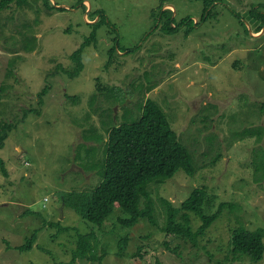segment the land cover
Returning a JSON list of instances; mask_svg holds the SVG:
<instances>
[{
    "label": "rangeland",
    "instance_id": "rangeland-1",
    "mask_svg": "<svg viewBox=\"0 0 264 264\" xmlns=\"http://www.w3.org/2000/svg\"><path fill=\"white\" fill-rule=\"evenodd\" d=\"M209 4L168 0L163 10L172 11L176 23L191 18L174 34L155 31L156 23H164L154 17L161 0H38L0 13V85L6 88L0 120L16 124L0 150L9 171L6 177L0 169V264H264V258L253 263L234 255L231 244L240 226L264 228V176L258 173L264 158V136L258 139V127H264V27L256 34L262 21L254 17L258 5L264 12V0ZM98 12L106 22L98 41L84 50L83 72L72 79L71 56L92 33ZM26 36L35 38L28 46L21 42ZM99 84L118 89L120 100L99 91ZM146 98L166 112L196 174L180 170L148 187L157 226L142 219L124 227L119 208L102 226L91 224L63 196L95 190L108 122L123 121L127 112L137 119ZM197 188L206 191L205 214L226 207L194 246L162 228L164 201L181 208ZM148 201L143 197L141 207ZM189 218L197 230L201 218ZM35 232L32 250L16 248ZM80 237H88L87 256L96 259L72 261Z\"/></svg>",
    "mask_w": 264,
    "mask_h": 264
},
{
    "label": "trees",
    "instance_id": "trees-1",
    "mask_svg": "<svg viewBox=\"0 0 264 264\" xmlns=\"http://www.w3.org/2000/svg\"><path fill=\"white\" fill-rule=\"evenodd\" d=\"M33 1L35 3L38 2V0H0V13L13 6L20 9L26 5L31 7ZM167 2L168 0H161L159 13H154L157 21H164L162 26H160V23H156L155 31L160 28L163 32L174 34L185 23L190 22L191 18H184L179 23H176V18H173L172 11L163 10ZM204 2L209 4V0H204ZM59 10L63 11L64 9L61 8ZM98 14L100 16L97 23L93 26L92 33L85 38L84 42L71 56L74 68L71 71H67V74L72 79L79 77L83 72L85 68L84 50L98 41L99 29L106 22L105 15L99 12ZM208 17L205 14L203 15L204 19ZM254 17L256 20L262 21V25L257 26L255 33L261 32L264 27V12L262 13L258 9ZM191 29L187 34H189ZM32 40H35V38L29 39L26 36L21 39V42L28 46ZM116 48V44H114L109 49L111 59L108 61L107 66L111 63L113 64L112 59L116 53ZM49 90L50 87L46 86L39 94L41 104L43 103V97L47 95ZM98 90L102 91V93L107 92L117 101L120 100L118 98L119 95L116 93L118 90L116 88H109L99 84ZM151 90L153 88H150L147 94ZM5 93L6 88L1 84L0 100ZM66 97L76 101L78 99L77 96L71 97L68 94H66ZM95 97L93 95L92 99H95ZM142 102L144 103L140 106L141 115H138L137 119L127 112L123 117V121L116 123L119 120L116 117L112 124L111 121L108 122L110 126L107 128L108 142L105 151L106 158L102 181L95 190L89 194L70 192L63 196L64 202L91 224L102 226L114 213L115 209L119 208L124 214V217L120 218V222L124 227H135L142 219H147L152 225L157 226L155 208L149 196L148 187L152 183H164L172 179L180 170H183L189 176L196 174V167L190 150L180 141L162 106L151 98H146ZM129 118L133 120L129 121ZM15 128L16 124L13 122L0 120V150L5 147L6 141ZM263 136L264 127L260 126L258 127V139L263 138ZM94 168L91 167L89 169L93 170ZM0 169L4 176H9V171L3 158H0ZM259 172L263 173L262 176H264V158L258 163ZM143 197L149 198L144 208L141 207ZM205 201L206 191L204 188L194 189L182 203L181 208H176L170 201L165 200L166 223L162 230L168 236L182 237L190 241L194 246H199L198 238L220 218L226 207L225 204H221L220 209L216 213L207 215L204 212ZM180 210L184 211L181 216L182 221L178 220ZM30 213L32 212L30 211ZM189 213L196 214L202 220V224L197 230H194L190 225ZM54 226L58 227L59 231L66 230L61 227L60 223H56ZM232 238L231 244L234 255H238V257L247 256L253 263L262 261L264 258V228L249 230L244 226H240L234 232ZM87 239L88 237H80L77 249L73 254V262L88 257V249L91 246L88 244ZM36 240L37 232L27 239L25 245L16 248L22 252L32 250ZM96 258L94 256L88 257L90 260Z\"/></svg>",
    "mask_w": 264,
    "mask_h": 264
},
{
    "label": "crops",
    "instance_id": "crops-1",
    "mask_svg": "<svg viewBox=\"0 0 264 264\" xmlns=\"http://www.w3.org/2000/svg\"><path fill=\"white\" fill-rule=\"evenodd\" d=\"M260 8V5H258V9ZM260 23H258V25H259ZM260 32H258V34H259Z\"/></svg>",
    "mask_w": 264,
    "mask_h": 264
},
{
    "label": "clouds",
    "instance_id": "clouds-1",
    "mask_svg": "<svg viewBox=\"0 0 264 264\" xmlns=\"http://www.w3.org/2000/svg\"><path fill=\"white\" fill-rule=\"evenodd\" d=\"M256 34H258V33H256Z\"/></svg>",
    "mask_w": 264,
    "mask_h": 264
}]
</instances>
